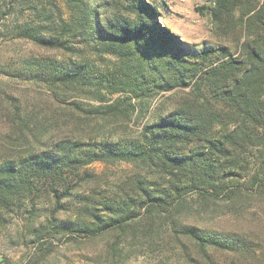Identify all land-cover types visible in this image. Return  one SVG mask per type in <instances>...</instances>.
<instances>
[{"label": "trees", "instance_id": "trees-1", "mask_svg": "<svg viewBox=\"0 0 264 264\" xmlns=\"http://www.w3.org/2000/svg\"><path fill=\"white\" fill-rule=\"evenodd\" d=\"M160 10L161 3L148 0H0V39L54 54L25 58L20 71L3 74L44 85L72 118L71 132L88 135L54 137L41 111L11 105L20 147L0 153V210L32 215L20 232L32 238L28 264L47 260L59 244L110 235L117 239L111 257L123 256L127 245L163 253L171 243L184 264H210L220 251H260L245 234L188 218L213 202L234 211L264 198V0L198 7L223 36L241 24L242 57L224 45L191 51L160 23ZM107 57L116 62L103 68L98 61ZM165 94L171 102L152 109ZM148 114L136 134L128 132ZM96 162L135 170L106 182L113 188L97 198L101 181L87 169ZM194 192L199 199L192 202ZM44 198L53 202L42 204L46 215L38 213ZM43 216L46 221H36ZM169 231L173 241L163 244Z\"/></svg>", "mask_w": 264, "mask_h": 264}, {"label": "rangeland", "instance_id": "rangeland-1", "mask_svg": "<svg viewBox=\"0 0 264 264\" xmlns=\"http://www.w3.org/2000/svg\"><path fill=\"white\" fill-rule=\"evenodd\" d=\"M161 3V13L164 20H160L162 25L167 26L175 33L191 51H199L204 47L224 45L228 47L234 57H242L241 45L245 41V31L241 24L229 34L223 36L219 34L213 25L212 17L208 11L200 12L198 7L211 6L213 0H148ZM240 11L238 12V15ZM54 55L24 40L3 41L0 39V153L1 150L18 149L20 143L17 142V135L13 133L12 115L8 117L12 103L21 104L28 109H36L42 112L43 121L52 131V136L57 138H70L87 140L88 135L83 131H73L72 118L69 113L60 109V104L54 101L50 91L42 84H37L33 79L26 75L21 77H9L4 72L16 70L20 71V63L25 58L33 56ZM116 59L107 57L105 61L101 59L99 64L105 68L113 67ZM170 94L160 95L152 102V109L160 107L165 101L171 102L168 96ZM179 98V96H178ZM175 99V98H174ZM91 103L92 101L84 100ZM92 104H95L92 102ZM152 111V110H151ZM48 114H47V113ZM151 113V112H150ZM141 116L135 123H130L129 133L136 134L143 126L149 114ZM71 118V119H70ZM54 128V129H53ZM87 129L90 130L89 127ZM116 129L114 127L110 128ZM54 130V131H53ZM116 131V130H115ZM115 133V132H114ZM119 133H122L119 131ZM109 137L110 132L105 133ZM121 134H119L120 136ZM107 136V137H108ZM115 137V136H114ZM112 137L110 140H113ZM17 142V146H13ZM92 171L97 179L101 181L99 186H95V196L103 197L110 193L113 187L108 190L106 182L117 183L124 174L135 170L133 165L129 164H107L105 162H96L87 168ZM109 187V186H108ZM117 190V188H116ZM190 201L199 199L198 193L194 192L188 196ZM53 207L50 198L41 200L38 204L39 214L46 215L42 204ZM70 203L73 200H68ZM68 201L65 203L67 204ZM75 204V201L72 203ZM45 204V206H47ZM47 206V207H48ZM197 205H194V208ZM28 211V210H27ZM61 218L67 215L60 214ZM32 215L24 211L21 213H6L0 210V264H5L6 259L12 261L11 264H28L29 254L34 250L30 242V236L24 237L20 232L25 229L28 221H31ZM36 221H46L45 217H38ZM188 222L219 231H231L236 234H245L257 245L258 253L247 254L246 256L235 255L229 252H217L214 254L210 264H264V198H250L247 202L238 205L237 210L230 211L225 208L222 202H213L207 210H200L188 218ZM171 232L163 234V244L173 241ZM116 237H102L90 242L78 244H59L58 252L48 257L40 264H180L185 263L186 259L177 244L171 243L167 251L163 253L152 252L145 248H135L127 245V251L123 256L111 257L110 246L116 242ZM56 243H59L56 241ZM129 256V258H127ZM204 264V263H201Z\"/></svg>", "mask_w": 264, "mask_h": 264}]
</instances>
